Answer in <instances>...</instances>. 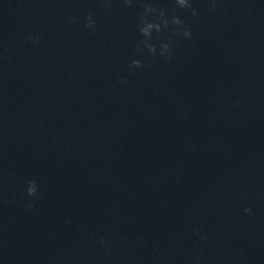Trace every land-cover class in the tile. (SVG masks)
Listing matches in <instances>:
<instances>
[{
  "label": "clouds",
  "instance_id": "obj_1",
  "mask_svg": "<svg viewBox=\"0 0 264 264\" xmlns=\"http://www.w3.org/2000/svg\"><path fill=\"white\" fill-rule=\"evenodd\" d=\"M126 3H131V0H125ZM177 4L182 7V8H192V4H191V0H176ZM211 8H215L216 7V2L215 0H213V2L210 5ZM158 10L156 8H154L152 5L150 4H146L145 5V15L141 17V26H140V32L141 34L145 37L144 40V45L145 47H147L150 51V53H152L153 55L156 54V46L152 43H150L149 41L152 38L153 35V30H155L156 32H160L162 30V25L163 27H167L168 26V20L165 16V12L163 10H159V18H160V22H150L147 21L146 19V15L148 13H156ZM197 10L195 8H192V16L195 17L197 16ZM73 23L75 22L74 20L72 21ZM172 23L175 25H182L183 21L179 18L174 16L172 18ZM88 28H95V21L93 20L92 16L89 15L87 17V23L85 25ZM184 36L187 38H191V31H189L188 29L184 30ZM29 40H32L33 42H36L39 37L38 36H29L28 37ZM160 54L161 55H167L168 58H171L170 54H171V45H169L168 43H163L160 47ZM130 67H143V63L140 60H132L130 62ZM126 81H121V83H124ZM38 191V185L37 182L35 180H29L28 181V187H27V194L30 197H35ZM246 213H251L252 209L251 208H245L244 210Z\"/></svg>",
  "mask_w": 264,
  "mask_h": 264
}]
</instances>
